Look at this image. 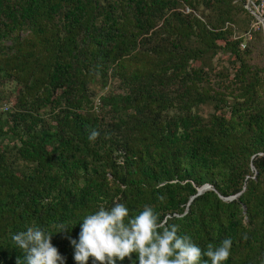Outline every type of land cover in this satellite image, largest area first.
Masks as SVG:
<instances>
[{
	"label": "trees",
	"instance_id": "obj_1",
	"mask_svg": "<svg viewBox=\"0 0 264 264\" xmlns=\"http://www.w3.org/2000/svg\"><path fill=\"white\" fill-rule=\"evenodd\" d=\"M247 3L0 0V264H25L12 236L29 226L77 264L84 216L117 200L202 251L231 238L224 264H264V28Z\"/></svg>",
	"mask_w": 264,
	"mask_h": 264
},
{
	"label": "clouds",
	"instance_id": "obj_2",
	"mask_svg": "<svg viewBox=\"0 0 264 264\" xmlns=\"http://www.w3.org/2000/svg\"><path fill=\"white\" fill-rule=\"evenodd\" d=\"M98 136L99 132L93 130L88 139L95 141ZM80 225L78 241L71 240L77 264H89L90 258L93 264H117L126 258L131 260L133 254L138 264H201L202 256H207L211 264H224L233 243L225 238L219 246L208 244L207 251H202L191 236L178 235V225L161 221L152 206L144 205L133 217L118 200L110 208L101 206L87 214ZM57 227L59 233L68 229L65 224ZM52 237L50 232L29 226L14 234L12 241L24 253L25 264H63L64 257L53 245ZM17 264H21L20 258Z\"/></svg>",
	"mask_w": 264,
	"mask_h": 264
},
{
	"label": "water",
	"instance_id": "obj_3",
	"mask_svg": "<svg viewBox=\"0 0 264 264\" xmlns=\"http://www.w3.org/2000/svg\"><path fill=\"white\" fill-rule=\"evenodd\" d=\"M251 4H252V0H248V3H247V5H246L247 9H248L249 11H251V13L254 14V15L256 16V18L261 22V24L263 25V28H264V19H263V17H262L260 14H258L257 11H255V10H253V9L251 8ZM210 188H211V185H210V184H205L204 186H202L201 188L198 189V193H197V195L202 194L204 191H206V190H208V189H210ZM197 195L193 196L192 199H194ZM237 196H238V195H237ZM237 196H234V197H232V198H230V199H233V198H235V197H237ZM226 199H228V198H226Z\"/></svg>",
	"mask_w": 264,
	"mask_h": 264
},
{
	"label": "rangeland",
	"instance_id": "obj_4",
	"mask_svg": "<svg viewBox=\"0 0 264 264\" xmlns=\"http://www.w3.org/2000/svg\"><path fill=\"white\" fill-rule=\"evenodd\" d=\"M252 5V4H251ZM250 38H251V35H248V39L250 40Z\"/></svg>",
	"mask_w": 264,
	"mask_h": 264
}]
</instances>
